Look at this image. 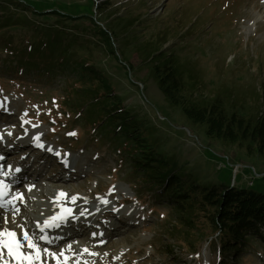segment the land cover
Instances as JSON below:
<instances>
[{
	"label": "rangeland",
	"instance_id": "rangeland-1",
	"mask_svg": "<svg viewBox=\"0 0 264 264\" xmlns=\"http://www.w3.org/2000/svg\"><path fill=\"white\" fill-rule=\"evenodd\" d=\"M100 1L103 0H0V77L7 90L2 95L0 85V107L8 106L5 113L16 115L14 120L0 115V150L7 143L12 147L4 156L5 164L19 161L33 177L40 176L37 185L74 194L75 205L77 201L106 202L122 219L133 222L129 227L115 220L113 240L95 249L122 254V259H108L109 264H215L219 262V238L204 217L206 213L177 219L172 209L177 199L166 184L149 191L143 184L144 177L133 171L128 159L116 163L114 147L124 148L129 154L135 152L140 160L152 154L157 166L165 167L155 169L148 181L165 173L163 179L160 177L162 182L168 170L173 169L179 177L190 174L200 184L227 183L231 166L233 176L236 174L235 186L261 192L264 162L247 157L237 147H225L208 139L204 126L190 122L179 106L165 101L143 63L149 51L141 55L139 50L161 48L173 53L178 62H185L190 74L197 77L198 99H212L226 91L224 103L232 110L256 114L263 110L259 97L264 88V0H104L110 12L101 15V9L95 7ZM74 7L77 10L71 9ZM91 21L99 29L91 26ZM127 21H131L130 26ZM42 29L50 30V35L44 33L47 40L37 34ZM40 42L47 46L46 51L34 53L33 46L40 48ZM61 51L66 57L58 54ZM89 71L106 81L107 92L99 90L100 93L117 101L108 110L114 112L111 119L106 117V111H99L104 96L95 102L88 92L92 83L86 79ZM14 72L17 76L2 77ZM79 100L81 107L74 109L72 104L80 106ZM85 101L96 107L92 121L82 119L89 109ZM125 116L130 117L126 126L134 125L137 130L130 129L125 137H135L139 143L134 146L113 138L124 131L118 126L124 125L121 119ZM36 123L45 130L42 134L51 136L53 146H72L75 152L83 149L82 155L71 158V162L82 166L79 181L70 180L58 188L57 166L50 161L33 166V160L26 159L29 148L22 147L21 141L27 138L25 133L29 136L36 130L32 125ZM103 126L115 133L107 132ZM67 130L75 135H69ZM72 138L75 144L69 142ZM100 138V145L89 143ZM94 153L98 155L92 160ZM37 167L42 170L38 172ZM192 196L198 198V194ZM22 210L19 207L12 214L21 218V224H14L15 230H27L25 224L30 223ZM143 210L151 211L149 218ZM8 221V215L2 219L0 216V226ZM84 223L82 239L50 249L69 258L65 264H92L80 243L85 249L89 244H100L88 239L98 231ZM246 242L242 251L227 255L228 259L232 258L234 264H264V243L256 239ZM107 256L93 255V264H102ZM221 257L224 261L225 257Z\"/></svg>",
	"mask_w": 264,
	"mask_h": 264
},
{
	"label": "trees",
	"instance_id": "trees-1",
	"mask_svg": "<svg viewBox=\"0 0 264 264\" xmlns=\"http://www.w3.org/2000/svg\"><path fill=\"white\" fill-rule=\"evenodd\" d=\"M107 4L108 2L103 0L95 5L96 9H101V12H99L100 15L109 11L110 8ZM33 5L35 8H38L36 2H33ZM59 7L62 8L60 5ZM95 7L92 6L91 9L93 8L95 10ZM39 8H42V4ZM71 9L77 10L75 7ZM68 14L66 13L65 15ZM69 15L71 16L72 14ZM83 18L85 19V17ZM13 21L17 23L19 19H14ZM91 22V26L99 29L93 21ZM130 23L131 21H127L126 25L130 26ZM55 27H57V25ZM54 31L59 32V30ZM49 32L50 30L42 29L40 32H37V34L41 35L43 37L42 39L47 40L48 37L44 33L50 35ZM101 35L103 36V42H105L104 33L102 32ZM113 37L114 35L111 38ZM7 43L12 44L11 42ZM70 43L71 41H69V44ZM69 44L67 46H69ZM39 45L40 48L33 46L32 51L34 53L38 52L41 54L46 51V45L43 46L41 42ZM139 51L142 52L141 55L149 51L145 54L146 57H144L143 63L146 65L148 73L150 74L149 76L155 81L157 89L160 90L165 101L171 106H179L182 114L190 122L198 124L199 126H204L205 135L208 139L218 141L219 144L225 147H237L240 151H244L247 157H253V159L256 158L264 162V88L261 90L259 97L261 98V107L263 109L261 112H257L256 114H251L250 112H237L224 103V98L227 96L226 91L217 93V96L212 99H205L202 97L198 99L196 97V94L199 93L197 77L190 74L191 69L187 64L185 62H178L179 60L173 53L153 47L149 49L142 48ZM58 54L66 57L62 51L58 52ZM64 59L65 58H61L62 61H64ZM65 64L66 62H62V65ZM27 68L33 67L28 65ZM75 69L77 70V68ZM79 70L83 69L79 68ZM6 75L17 76L15 72ZM86 76L89 83L92 81V83L88 85V92L93 95L94 101L97 102L104 96L100 103L101 108L99 111H106V117L111 119L114 112H112V109L111 111L108 110L112 105H117V101L109 99L108 94L100 93L99 90H105L107 92L106 81L99 78L96 72L89 71ZM19 78H22V76L20 75ZM13 80L17 81L19 79ZM10 81L11 80H9V82ZM0 84H4V82L0 80ZM81 85H78V88L82 87ZM80 104L81 100H79V105ZM83 104L87 105L89 109L84 113L86 114L85 116L83 114L84 118L82 116V119L92 121L91 114L96 110V107L92 108L94 105H91L89 101H85ZM72 105L74 109H78L82 104L80 106L75 104ZM121 120L125 126H118V130L123 128L124 131L122 133L124 134H114L113 138L116 139L118 143L126 140L131 146H134L135 143H139L133 136L125 138L126 133H128L130 129L137 131L134 129V125L131 127L126 126V122L130 120V117L125 116L122 117ZM111 123H113V120L110 121V124ZM103 127L107 132L115 133L114 131L106 129L105 126ZM105 130L103 131L105 132ZM100 136H102V134H100ZM102 137L104 139L110 138L106 135ZM106 141L110 142V140ZM90 142H92L91 144L100 145L103 140L100 138L99 140L89 141V143ZM115 152L117 153L116 163H118L119 160L125 161V158L128 159L133 166V171L144 177L142 180L143 184L150 188L149 191L155 189L153 186L162 185L163 183L166 184L167 190L169 189L168 191L177 199L172 204V209L175 215H177V219L184 220L187 219V217L191 218V216L197 212L206 213L204 217L207 218L212 230H214V233L217 234V238H219V264H234L232 258L228 259L227 255L235 256L242 251V247H244V245L247 244L246 241L250 239H256V242L264 243V188L261 192H255L249 190V188L235 186L236 174L233 176V168L231 166H229L231 170L227 177V183L218 181L215 184H200L199 181L192 178L190 174H188V176L181 175L179 177L177 173H173V169L168 170V177L163 180L164 182H161L160 177L163 179L165 173H163V175L161 174L158 178L155 176L153 177L154 179L148 181L151 175H155V169L165 168L163 166H157V160H155L152 154H146L148 159L145 158L144 160H140L134 155L136 154L135 152L129 154L124 148L121 149L115 146L114 153ZM183 177H187L185 182H181V178ZM262 178L264 179V177ZM186 182L190 183L186 184ZM192 194H198V198H194ZM221 255L225 257L224 261Z\"/></svg>",
	"mask_w": 264,
	"mask_h": 264
},
{
	"label": "bare ground",
	"instance_id": "bare-ground-1",
	"mask_svg": "<svg viewBox=\"0 0 264 264\" xmlns=\"http://www.w3.org/2000/svg\"><path fill=\"white\" fill-rule=\"evenodd\" d=\"M5 110H6V108L0 109V115H2L3 118H4ZM32 135H33V133H31V136ZM13 175H15V173L12 172V173H9L7 175V177L10 178ZM37 183H39V177L33 180L32 185H35ZM60 183H62V182H60ZM2 184H3V182H2V179L0 178V211H1L0 215H5L7 213L9 214V213H13V211H15V209L18 207V199H16V197H14V196H9V194L6 193V189L4 187H2L3 186ZM15 185H16V183L11 184L9 186L14 187ZM60 188L62 189L63 186H60ZM63 190L64 189H62V191L57 190L58 192H53L50 194L49 197L55 203L54 208L50 209L51 203H50L49 199L47 198L48 190H45V188H43L41 185H36L34 188L32 186V188L30 189L27 199H29V200L32 199V200H35L36 202L38 201V203H34L37 207L34 209H36V213L38 214V220H39L38 224L41 228L46 225L43 218L41 217V215H43L44 217L54 216L55 222H56V220L59 222L60 218H68L62 212H59L60 207H66V208L70 209L72 211V213H71L72 215L76 214V212H77L76 209L78 208L79 201L76 202L77 203L76 205L70 204L69 200L68 201L66 200L67 199L66 196H68L70 193L63 191ZM3 193H6V196L4 198L2 197ZM61 193H63L64 195H61ZM58 197H60V199H58ZM93 204H95V203H93ZM110 207H111V204H108L106 202H102V201L98 200V203L95 204L94 207H93V205H86V203H85L84 206H81L80 210L87 209L86 212L91 213L95 209V215H98V213L103 209L105 210V212L108 209H111V210L114 209V208H110ZM119 211H121V210H119ZM105 212L102 213L103 216H104ZM53 223L54 222H49L50 227L55 226V224H53ZM11 224H13V221H8V223L5 225L6 227L0 226V232H3L5 230H7L8 232H12L14 229L11 228V226H12ZM64 232L69 233V234H73V235L76 234V232L73 231L72 228H66L64 230ZM14 233L16 234V239L19 240L20 243L23 245V247L21 248L22 252H24L26 254H31L34 257L36 255L37 249L39 250L40 259L34 260V262H35L34 264H42L41 262L47 261L48 259H50V255H42L41 254L42 248L48 249L50 247L39 243L37 241V239L33 238L34 236L28 235L31 242L36 245L35 249L28 248L27 247L28 241L24 239V235L18 231L17 232L15 231ZM51 251L52 250H49V253H51ZM101 254H105V252H101V250L100 251L99 250L94 251V256L99 255L101 257ZM5 261L7 262V264H17V261L12 256L8 255L6 248L3 249V259H0V263L5 264ZM55 261H56L55 262L56 264H65V263H68L67 261H69V258H65L63 256H57L55 258ZM25 264H27V262H25Z\"/></svg>",
	"mask_w": 264,
	"mask_h": 264
},
{
	"label": "snow or ice",
	"instance_id": "snow-or-ice-1",
	"mask_svg": "<svg viewBox=\"0 0 264 264\" xmlns=\"http://www.w3.org/2000/svg\"><path fill=\"white\" fill-rule=\"evenodd\" d=\"M69 135H75V133H69ZM36 139L38 140L39 137H37ZM61 195L64 194L61 193ZM46 226H48L47 222ZM24 239L28 241V248H36V245L31 242L26 232L24 233ZM41 239L44 240L47 238L42 236ZM22 247L23 245L20 243L19 240L16 239V234L14 232H8L7 230L0 232V259H3V249L5 248L7 249L8 255L12 256L17 261V264H25V262H27V264H33L34 260L40 259V252L38 249L36 255L33 257L31 254H26L22 252ZM5 264H7L6 261Z\"/></svg>",
	"mask_w": 264,
	"mask_h": 264
}]
</instances>
